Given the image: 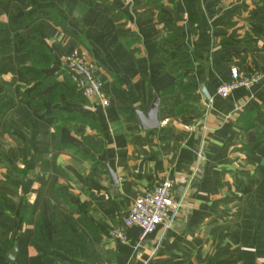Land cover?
<instances>
[{
  "label": "crops",
  "instance_id": "0c3cea01",
  "mask_svg": "<svg viewBox=\"0 0 264 264\" xmlns=\"http://www.w3.org/2000/svg\"><path fill=\"white\" fill-rule=\"evenodd\" d=\"M233 67L262 80L222 97ZM0 264H264V0H0Z\"/></svg>",
  "mask_w": 264,
  "mask_h": 264
},
{
  "label": "built area",
  "instance_id": "2783aa9c",
  "mask_svg": "<svg viewBox=\"0 0 264 264\" xmlns=\"http://www.w3.org/2000/svg\"><path fill=\"white\" fill-rule=\"evenodd\" d=\"M65 67L71 72L72 81L82 91L84 97H97L104 106L110 104L103 81L96 76L94 66L80 51L75 50L66 56ZM230 75V80L217 89L218 95L222 97H227L232 91L241 87H253L262 80L260 73L246 74L237 67L230 70ZM162 123L166 124L167 121ZM172 188L173 181L166 179L153 191L138 196L123 222L113 229L112 237L121 243L127 242L128 230L134 225L140 227L142 238L153 233L169 217V211L173 206Z\"/></svg>",
  "mask_w": 264,
  "mask_h": 264
},
{
  "label": "water",
  "instance_id": "95a60500",
  "mask_svg": "<svg viewBox=\"0 0 264 264\" xmlns=\"http://www.w3.org/2000/svg\"><path fill=\"white\" fill-rule=\"evenodd\" d=\"M149 119L152 120V118H145L143 120L144 126H149L150 127L151 125H153V127H154V126H158L159 125L158 121H157V123L153 122V120L150 122ZM111 176H112V179H113L114 178V174L112 172H111Z\"/></svg>",
  "mask_w": 264,
  "mask_h": 264
}]
</instances>
